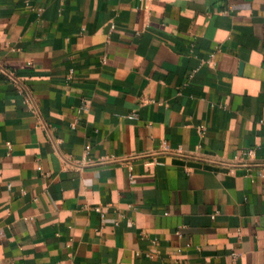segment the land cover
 <instances>
[{
	"label": "crops",
	"instance_id": "obj_1",
	"mask_svg": "<svg viewBox=\"0 0 264 264\" xmlns=\"http://www.w3.org/2000/svg\"><path fill=\"white\" fill-rule=\"evenodd\" d=\"M0 264H264V0H0Z\"/></svg>",
	"mask_w": 264,
	"mask_h": 264
},
{
	"label": "built area",
	"instance_id": "obj_2",
	"mask_svg": "<svg viewBox=\"0 0 264 264\" xmlns=\"http://www.w3.org/2000/svg\"><path fill=\"white\" fill-rule=\"evenodd\" d=\"M248 155H251L252 153H253V150H248L247 152H246Z\"/></svg>",
	"mask_w": 264,
	"mask_h": 264
}]
</instances>
